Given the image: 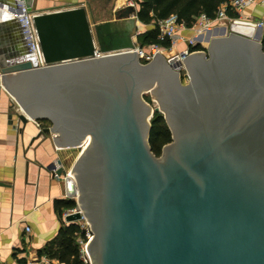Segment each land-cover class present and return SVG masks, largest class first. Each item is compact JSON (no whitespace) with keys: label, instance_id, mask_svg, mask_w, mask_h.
I'll return each instance as SVG.
<instances>
[{"label":"water","instance_id":"obj_1","mask_svg":"<svg viewBox=\"0 0 264 264\" xmlns=\"http://www.w3.org/2000/svg\"><path fill=\"white\" fill-rule=\"evenodd\" d=\"M0 3H5L0 0ZM32 14L41 61L2 69L19 120L50 121L63 149L89 144L67 173L88 221L93 264H264V48L233 26L207 52L141 64L134 6ZM13 0L12 9H20ZM29 53V52H28ZM190 81L182 83L178 68ZM150 92L157 105L143 99ZM155 101H152L155 103ZM172 142L157 157L151 118ZM73 179H72V177Z\"/></svg>","mask_w":264,"mask_h":264},{"label":"crops","instance_id":"obj_2","mask_svg":"<svg viewBox=\"0 0 264 264\" xmlns=\"http://www.w3.org/2000/svg\"><path fill=\"white\" fill-rule=\"evenodd\" d=\"M0 3V71L29 57V48L24 38L21 23L12 19L17 10L8 7L13 0ZM135 0H33L36 12H51L80 5H93L98 15L119 11L134 6ZM103 3L105 8L103 9ZM243 17L264 18L263 6H250ZM152 28L140 22V32ZM221 29V30H220ZM218 28L219 34L225 28ZM222 31V33H221ZM262 31H258L260 36ZM176 36L189 37L185 30ZM181 50L185 45H180ZM22 113L15 99L0 86V263L24 264L27 261L50 259L53 264H64L49 258L47 253L55 251L61 242V230L73 223L67 221L63 201L69 197L67 177L54 175L49 166L61 160L66 170L69 157L66 150L57 146L55 133L42 132L41 121L22 123ZM74 165V164H73ZM73 167V166H72ZM72 169V168H71ZM29 229V230H28Z\"/></svg>","mask_w":264,"mask_h":264},{"label":"built area","instance_id":"obj_3","mask_svg":"<svg viewBox=\"0 0 264 264\" xmlns=\"http://www.w3.org/2000/svg\"><path fill=\"white\" fill-rule=\"evenodd\" d=\"M18 6L20 9H17V12L11 13V18L18 20L21 23L22 31L24 38L27 42L29 48V57L39 64L41 61V52L39 48V42L35 28L33 26L32 14L27 12V9L24 5V0H18ZM264 0H226L222 3L215 17L210 18L205 14L200 15L196 18L194 24L191 27H187L184 24H178L176 16L172 15L169 18L159 21L158 27L160 30V38H168L171 40V47L177 48L181 44L185 45V49L181 51L184 55H189L192 53L190 51V46L197 45V36L204 34L205 32L212 31L214 28L218 27L221 24L227 22L240 24L244 28L253 29L254 33L262 31L260 43L264 48V20L263 19H254L243 17V12L247 7L250 6H263ZM181 28L185 31L192 32L193 36H181L177 37L178 28ZM164 48L157 45L147 46L146 50L139 47L138 53L140 57H144L147 60H151L157 57L158 54L163 52ZM177 70H180L178 68ZM1 75L3 73L0 71V86L3 87ZM184 81L188 83L190 81L189 73H185ZM76 201V199H75ZM81 212L79 206L77 205L70 210H68L64 217L67 218L70 215ZM80 226V233L77 237V244L79 247V257L83 264H93L91 256L89 254L88 245L93 237L92 229L84 216L80 220L75 221ZM29 230V229H28ZM2 264V263H0ZM24 264H53V262L48 258H43L42 260H32L27 261Z\"/></svg>","mask_w":264,"mask_h":264},{"label":"trees","instance_id":"obj_4","mask_svg":"<svg viewBox=\"0 0 264 264\" xmlns=\"http://www.w3.org/2000/svg\"><path fill=\"white\" fill-rule=\"evenodd\" d=\"M138 6L137 17L139 21L152 26L149 30L141 33L137 38L138 45L143 48L146 46L157 45L165 49L171 47V40L160 38L159 21L165 20L174 15L178 24L191 27L196 18L205 14L213 18L219 6L226 0H135ZM190 51H206L200 45L190 46ZM172 142L171 132L165 123L163 115L155 113L151 120V131L149 144L152 152L158 157L162 154L163 147ZM63 207L72 209L76 206L75 200L63 201ZM80 233V226L71 223L61 230V242L59 247L47 253L49 258L57 259L64 264H83L79 257V247L77 237Z\"/></svg>","mask_w":264,"mask_h":264},{"label":"rangeland","instance_id":"obj_5","mask_svg":"<svg viewBox=\"0 0 264 264\" xmlns=\"http://www.w3.org/2000/svg\"><path fill=\"white\" fill-rule=\"evenodd\" d=\"M135 2V4H136V6H137V3H136V1H134ZM137 8H138V6H137ZM263 20H264V18H262ZM233 26H241L240 24H234V23H229V22H227V23H223V24H221V25H219L218 27H216V28H214L213 30H215V29H218L219 27H224L225 28V32L224 33H222V34H219V33H217L216 35H213L212 36V38H211V40L209 41V43L208 44H204V43H202L200 40H197V44L198 45H200L201 47H203V48H205L206 50L209 48V46H210V44H211V41H212V39L213 38H217V37H222V36H226L227 34H229V33H232L233 31H232V28H233ZM181 28L179 27L178 28V31L180 30ZM182 30V29H181ZM212 30V31H213ZM190 33V36H193V33L192 32H189ZM257 33V32H256ZM256 33H254V35L253 36H255L256 35ZM262 33V32H261ZM259 38H261V34H260V36H259ZM260 40V39H259ZM139 46V45H138ZM140 47V46H139ZM145 50H146V48H147V46L146 47H143ZM181 47L180 46H178L177 48H173V47H170L169 49H165L164 48V50H163V52L160 54L165 60H166V62H167V64H168V62L169 61H171V60H173V59H177V58H179V59H181ZM204 52H206V51H204ZM153 59H151V60H147L146 58H144V57H141V60H140V62H141V64H146V63H148L149 61H152ZM179 73H180V76H181V79H182V83L183 84H186V82L184 81V75H185V73H187L188 71L185 69V67H180V70H177ZM143 99L145 100V102H147L148 104H150V105H152L153 106V104L154 105H157V103H156V101H155V98H153L152 97V94L150 93V92H148V93H146L145 95H144V97H143ZM152 101H155V103H153ZM161 115H163V117H164V114L162 113V112H159ZM165 120V119H164ZM42 123L45 125V126H48V127H51L52 126V123L50 122V121H42ZM165 123H166V121H165ZM166 125H167V123H166ZM168 126V125H167ZM89 138L90 137H88L87 138V142L89 141ZM86 143V142H85ZM88 144V143H87ZM86 144V145H87ZM85 145H83L82 147H77V148H72V149H70V150H66L65 152V154H68L69 155V157L67 158V160H66V169L69 171V173L71 172V168H72V166H73V164L75 163V161H76V159L78 158V156L82 153V151L84 150V148L86 147H84ZM72 177V176H71ZM72 179H73V177H72Z\"/></svg>","mask_w":264,"mask_h":264},{"label":"bare ground","instance_id":"obj_6","mask_svg":"<svg viewBox=\"0 0 264 264\" xmlns=\"http://www.w3.org/2000/svg\"><path fill=\"white\" fill-rule=\"evenodd\" d=\"M221 27H219L220 29ZM221 30V29H220ZM218 32L217 29L213 30V31H209V32H205L203 35L200 34L199 36H197V39L200 40L202 43L204 44H208L209 41L211 40L212 36L213 35H216ZM222 33V31H221ZM218 35V34H217ZM89 141H90V138H89ZM89 141L87 142V140L85 141L86 143H84L83 145L87 146L89 144ZM88 143V144H87ZM87 144V145H86ZM84 146V147H85Z\"/></svg>","mask_w":264,"mask_h":264},{"label":"flooded vegetation","instance_id":"obj_7","mask_svg":"<svg viewBox=\"0 0 264 264\" xmlns=\"http://www.w3.org/2000/svg\"><path fill=\"white\" fill-rule=\"evenodd\" d=\"M154 116V115H153ZM153 116H152V118H153ZM152 118H151V120H152ZM42 122V121H41ZM52 126H53V124H52ZM46 127H48V126H45V128ZM171 143V142H170ZM169 144V143H168ZM167 145V144H166ZM164 148V147H163ZM162 152H163V149H162ZM162 155V154H161ZM158 157H160V156H158Z\"/></svg>","mask_w":264,"mask_h":264}]
</instances>
